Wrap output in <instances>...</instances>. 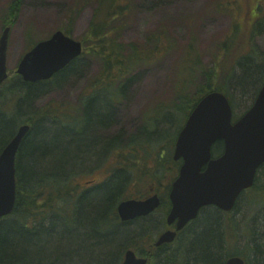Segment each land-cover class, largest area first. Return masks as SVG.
Returning a JSON list of instances; mask_svg holds the SVG:
<instances>
[{"label":"trees","instance_id":"trees-1","mask_svg":"<svg viewBox=\"0 0 264 264\" xmlns=\"http://www.w3.org/2000/svg\"><path fill=\"white\" fill-rule=\"evenodd\" d=\"M104 1L110 14L101 18L96 15L93 19L81 39L85 44L82 58L73 61L51 81L27 83L11 72L8 81L0 87V155L22 125H32L16 160L15 210L11 216L0 220V264H121L125 252L130 249L147 258L148 264H225L232 256L244 258L247 264H264V243L259 245L261 251L256 244L254 228L247 229L249 241L240 245L241 221L225 222V214L213 209H204L196 221L179 233L174 244L156 248L154 237L166 227L165 216L170 207L167 195L162 200L163 217L159 220L151 216L122 223L117 208L123 200L143 199L151 189L148 184L156 183L160 188L165 180L171 184L177 176L175 164L162 158L158 150L140 159L137 155L139 145L133 138L125 148L134 151L133 160H122L120 168L116 166L107 179L90 189L84 190V185L80 184L81 172L115 154L122 144L115 138H101L99 131L106 130L113 121L116 101L125 97L133 81L132 70L160 62L174 46L167 37L171 45L167 54L148 62L144 53L160 50V36H166L165 29L161 33L154 32L140 46L125 47L122 41L119 44L112 14L113 1ZM120 11L125 8L121 7ZM99 12L101 8L96 10ZM19 15L20 3H15L7 14L6 26L13 27ZM69 28L67 30L71 31ZM235 33L243 34L238 30ZM254 33L253 38L257 35ZM242 37L240 35V40ZM239 43L235 50L225 48L223 56L210 66L202 67L201 71L197 70L196 45H190L185 66L174 82L175 97L169 105L172 108L169 118L174 117L178 124L179 117L186 120L198 102L214 90L229 98L235 112L238 108L236 98L249 96L244 113L250 109L264 84V61L255 62L254 53L236 59L235 54L241 50ZM128 49L130 53L125 54ZM88 59L101 66L97 80L78 102L81 111L66 103L49 108L35 106V102L51 89L81 76ZM187 70L191 77L185 81L182 77ZM196 72L203 73L205 82L191 94L190 86ZM86 104L88 133L84 129L72 134L70 127L61 126L59 120L68 123V118L75 117V121L78 113L83 117ZM164 134L158 136L157 131L153 132L151 135L156 138L146 144H154L157 149L162 145ZM222 150V143H218L214 154L219 155ZM260 177L261 174L254 188L239 199L233 214L239 213L241 208H253L264 198V187L258 186ZM131 179L139 190L129 194L127 187ZM170 187L168 185V190Z\"/></svg>","mask_w":264,"mask_h":264},{"label":"rangeland","instance_id":"rangeland-1","mask_svg":"<svg viewBox=\"0 0 264 264\" xmlns=\"http://www.w3.org/2000/svg\"><path fill=\"white\" fill-rule=\"evenodd\" d=\"M75 2L76 0H25L22 4L20 17L10 37L7 62L10 72L17 70L21 59L28 50L30 41L47 39L57 29L68 26L69 20L66 17ZM10 4L11 2L9 1L7 6H10ZM3 6H5V3H3ZM90 6L92 7L91 4ZM132 6L135 8L123 19L125 29L120 32L123 33L120 44L122 41L125 47L140 46L146 43L148 37L157 29L163 27L168 34L160 36V50L156 53H144V57L148 62L162 58L167 54V50L171 46L170 42H173V50L160 62L148 66L135 67L132 70L131 75L134 78L127 87L126 92L128 94L123 99L116 101L113 121L106 130L99 131V135L103 139H118L119 144H121L120 138H122L123 145L121 148L129 147L130 145H126L131 144V142H128L131 138L139 141L137 142L140 145L137 155L140 159H143L146 153L151 154L158 150L154 149L152 145L144 144V142L156 138V136L151 135L152 132L157 131L158 136L165 133L161 136L163 139H166V137L173 139L176 134L174 132L178 128V123L173 119L174 117L169 118L167 114L161 115L158 110L166 111L168 114L171 113L172 108H169V105L174 102V82L185 66L186 55L190 50L191 44L196 45L194 48L198 51V71H201L202 67L210 66L215 59L221 55L223 56L228 47L235 50L239 41L238 49L241 48V50L240 52L238 50L235 54L234 57L236 59L240 56L254 53L252 55L255 56V62L261 64L264 61V29L262 24L264 19V0H228L226 5L225 0H132ZM251 12L258 21L256 27L259 24L260 29L254 38L252 36L253 32L249 34L244 29L240 30L241 26L246 27L247 15ZM92 17L93 9L91 8L87 13L81 12L74 19L72 24L73 37L82 39L85 36L93 20ZM241 23L245 24L240 25ZM233 24L239 27L238 33L242 31L243 34L231 33L232 30H236L233 28ZM1 33L0 28V35ZM29 33H31L30 38ZM240 35H243L241 40ZM130 51L128 49L125 54H129ZM84 63L85 66L81 76L71 78L62 86L51 89L47 95L35 102V106L49 108L50 106L66 103L81 111V106L78 102L83 95L85 96L86 90H89L90 86H92L91 84L97 80L101 66V63L92 59H88ZM239 69L237 68V71ZM190 77L191 73L187 70L183 73L182 80L188 81ZM204 82L203 73L196 72L193 75V81L190 86L191 94ZM97 95H100L99 92ZM248 97H246L247 99L236 98L238 106L236 109L237 116L240 117L244 113L245 102L250 100ZM249 104L250 101L247 106ZM157 108L158 110L154 111ZM87 110L88 104L84 108V116L80 117L78 113L75 121V117L68 118V123L59 120L61 126L70 127L72 134L82 132L84 129L85 133H88L90 125L87 123ZM62 113L64 114V112ZM146 117L159 121L154 122L155 128L151 127L152 131L150 130L149 137H141L144 126L150 129L144 123ZM178 121L180 126L183 125L184 117H179ZM171 148V142L164 141L159 150L161 152L164 150L166 157L170 154ZM116 166L117 161L113 152L103 162L93 167L90 165L88 170L81 172L79 175L80 184L84 185V190L90 189L107 179ZM258 186L264 187V169L262 170ZM127 189L129 194L139 190L133 186L132 179ZM245 200L249 201L250 199ZM161 217V212L154 215V219L157 220ZM227 218L228 220L232 218L241 221L239 231L241 235L240 245H244L249 241V235L246 231L251 226L255 230L257 246L259 247L260 244L264 243V198L260 203L254 205L253 208L251 206L247 210H242L241 208L239 213L232 214ZM156 236L158 235L156 234Z\"/></svg>","mask_w":264,"mask_h":264},{"label":"water","instance_id":"water-1","mask_svg":"<svg viewBox=\"0 0 264 264\" xmlns=\"http://www.w3.org/2000/svg\"><path fill=\"white\" fill-rule=\"evenodd\" d=\"M11 29L0 38V86L8 79L7 52ZM83 53L80 42L62 31L38 43L22 59L17 74L25 82L47 81L65 69ZM30 126H22L0 155V219L14 212L17 198L16 158ZM224 143V153L214 159L212 149ZM183 160L179 177L169 197L171 211L168 226L175 231L163 233L156 247L171 244L177 234L195 219L206 206L223 211L235 208L241 194L254 185L258 169L264 164V85L251 109L233 123V109L228 98L220 92L206 95L189 116L176 142L174 160ZM205 168V170H204ZM161 205L155 195L144 201L128 200L118 207L122 222L152 214ZM129 250L123 264H147ZM226 264H245L233 257Z\"/></svg>","mask_w":264,"mask_h":264},{"label":"flooded vegetation","instance_id":"flooded-vegetation-1","mask_svg":"<svg viewBox=\"0 0 264 264\" xmlns=\"http://www.w3.org/2000/svg\"><path fill=\"white\" fill-rule=\"evenodd\" d=\"M11 2V4H15V3H24L25 2V0H0V15H1V17H2V19H3V24H2V26H0V28H1V31H3L4 30V27H5V22H6V20H7V12H8V10H9V6H7V3L8 2ZM54 1H57V0H54ZM62 1V0H61ZM94 1V0H93ZM89 0H83V2L81 3V5H80V7H79V9H78V11L77 12H80V14H81V12H84V13H87L89 10H91V8L93 9V7H91L90 5H89ZM96 2H97V4H96V6L99 4L100 5V3H102L103 2V0H96ZM3 3H5V6H3ZM116 14H119V11L118 12H116ZM95 15H96V13L94 12V9H93V17L92 18H94L95 17ZM13 31V30H12ZM168 185H169V182L168 181H166V182H163V184H161L160 185V188L159 189H157V190H155V188H152L151 189V192L150 191H148L147 192V195H146V198H148V194L149 193H151L150 195H149V197L150 196H153V195H157V196H159L160 197V199H161V201L163 200V199H166V195H168L169 196V194H170V190H168ZM164 192V193H163ZM170 203V202H169ZM171 207V206H170ZM170 207H169V211L167 212L168 214H169V212H170ZM161 210V205H160V208L156 211V213L155 214H157V212L158 211H160ZM206 210V209H205ZM214 211H216V209H213ZM220 213V212H219ZM221 214V213H220ZM201 215V214H200ZM199 215V216H200ZM153 216V215H152ZM199 218V217H198Z\"/></svg>","mask_w":264,"mask_h":264},{"label":"bare ground","instance_id":"bare-ground-1","mask_svg":"<svg viewBox=\"0 0 264 264\" xmlns=\"http://www.w3.org/2000/svg\"><path fill=\"white\" fill-rule=\"evenodd\" d=\"M128 94V92H125V95H127ZM142 131H143V133L140 135L141 137H144V136H146L147 137V134L148 133H151V131L150 130H147V129H145V128H143L142 129ZM153 133V132H152ZM151 133V134H152ZM167 200L170 202V197L167 195ZM119 214V213H118ZM134 221V220H133ZM125 223H127V222H125ZM162 230V229H161Z\"/></svg>","mask_w":264,"mask_h":264}]
</instances>
